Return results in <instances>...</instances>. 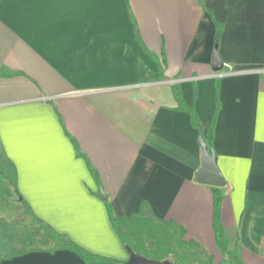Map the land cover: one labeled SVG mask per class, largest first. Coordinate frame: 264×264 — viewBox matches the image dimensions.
<instances>
[{
	"label": "crops",
	"instance_id": "1",
	"mask_svg": "<svg viewBox=\"0 0 264 264\" xmlns=\"http://www.w3.org/2000/svg\"><path fill=\"white\" fill-rule=\"evenodd\" d=\"M210 136L221 187L196 178ZM216 193L228 258L264 264V0H0V264H85L26 247L24 210L124 263L109 207L216 263Z\"/></svg>",
	"mask_w": 264,
	"mask_h": 264
},
{
	"label": "trees",
	"instance_id": "2",
	"mask_svg": "<svg viewBox=\"0 0 264 264\" xmlns=\"http://www.w3.org/2000/svg\"><path fill=\"white\" fill-rule=\"evenodd\" d=\"M219 34L220 29L218 28L215 36L216 41H218ZM180 103L184 106L182 101ZM190 110L192 111V108ZM194 124L196 126L199 125L195 115ZM211 137L207 143L210 152L214 151ZM214 197L213 220L217 243L223 254L232 257V252L229 250L228 241L220 221L221 196L216 193ZM109 210L112 224L124 245L134 248L138 253L157 260L170 258L174 264H214V256L204 254L197 242L186 240L185 229L174 221L158 219L153 214L147 213V208L145 207H142L137 214L121 218L113 215L111 207H109ZM38 222L48 234L49 239L54 241L53 246L49 247V251H54L57 248L70 249L77 252L84 259L85 264H122L120 260L91 253L66 236L43 224L40 219H38ZM25 251L20 250L9 255V257Z\"/></svg>",
	"mask_w": 264,
	"mask_h": 264
},
{
	"label": "water",
	"instance_id": "3",
	"mask_svg": "<svg viewBox=\"0 0 264 264\" xmlns=\"http://www.w3.org/2000/svg\"><path fill=\"white\" fill-rule=\"evenodd\" d=\"M222 68L223 62L220 59L216 48L213 57V69L215 71H220ZM199 141L201 144L202 164L196 173L198 182L217 187L223 186L225 184V179L218 167L217 155L215 151L210 152L208 144L203 137H200ZM101 195L104 199L107 198V195L103 190L101 191ZM127 250L129 258L122 264H174L171 259L157 260L150 258L145 254L138 253L134 248L129 246H127Z\"/></svg>",
	"mask_w": 264,
	"mask_h": 264
},
{
	"label": "rangeland",
	"instance_id": "4",
	"mask_svg": "<svg viewBox=\"0 0 264 264\" xmlns=\"http://www.w3.org/2000/svg\"><path fill=\"white\" fill-rule=\"evenodd\" d=\"M28 211L24 210V212L20 215L14 218L12 220L13 223L11 225H16V228H29L31 230V237L28 240V242L25 244L26 247L29 246H48L52 247L54 244V241L52 239H49L48 234L45 232L44 228L41 224L36 223L33 221L32 218L28 216ZM19 235V234H18ZM23 235V234H22ZM12 238H14V235L12 234ZM222 258V260H221ZM220 260V264H234L233 261H231L226 254H222V256H218L216 259L217 261ZM214 263V264H216ZM218 264V263H217Z\"/></svg>",
	"mask_w": 264,
	"mask_h": 264
}]
</instances>
